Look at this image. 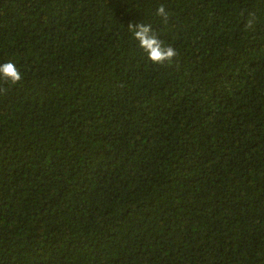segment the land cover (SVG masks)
Instances as JSON below:
<instances>
[{
  "label": "trees",
  "instance_id": "16d2710c",
  "mask_svg": "<svg viewBox=\"0 0 264 264\" xmlns=\"http://www.w3.org/2000/svg\"><path fill=\"white\" fill-rule=\"evenodd\" d=\"M9 61L0 264H264V0H0Z\"/></svg>",
  "mask_w": 264,
  "mask_h": 264
},
{
  "label": "clouds",
  "instance_id": "9594fccd",
  "mask_svg": "<svg viewBox=\"0 0 264 264\" xmlns=\"http://www.w3.org/2000/svg\"><path fill=\"white\" fill-rule=\"evenodd\" d=\"M156 15L160 17L162 24H168L169 13L166 12L163 5L157 8ZM128 29L132 33L140 49L143 50L148 60L153 64L161 66L171 64L177 57V50L171 45H165L164 41L154 32L151 25L143 22H130ZM0 77L10 82L11 85H17L23 79L22 73L15 63L11 61L0 66Z\"/></svg>",
  "mask_w": 264,
  "mask_h": 264
}]
</instances>
